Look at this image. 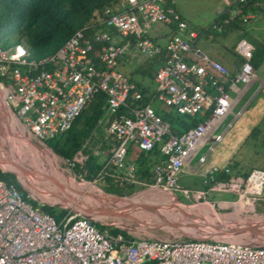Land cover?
Instances as JSON below:
<instances>
[{
    "label": "built area",
    "instance_id": "obj_1",
    "mask_svg": "<svg viewBox=\"0 0 264 264\" xmlns=\"http://www.w3.org/2000/svg\"><path fill=\"white\" fill-rule=\"evenodd\" d=\"M174 1L121 0L119 8L96 14L94 20L106 30L92 25L77 29L53 54L38 60L22 45L0 48V86L10 113L45 146L46 140L65 134L102 92L106 98L98 122L110 152L96 179L107 175L121 188L140 183L146 189L189 196L179 183L181 168L206 142L221 139L220 134L213 136L215 130L229 115L237 116L233 108L248 87L261 80L250 61L253 47L244 38L235 46L242 61H234L233 69L197 47L235 17L246 22L250 16L241 6L246 0H233L200 31L187 25ZM156 22L173 30L163 45L150 37ZM133 48L145 58L160 60L153 98L178 115L197 119L194 125L175 131L136 83L116 70L119 59ZM129 143L144 152L159 149L162 158L152 166L151 184L137 179V167L128 158ZM64 162L67 168L75 166L73 160ZM219 174L234 173L228 164H214L202 174L203 183L213 191L238 193L239 199L254 196L253 204L257 196L264 198V171L253 168L244 180L235 177L229 183L217 179ZM29 200L14 182L0 178V264H264V245L113 233L72 210L57 221Z\"/></svg>",
    "mask_w": 264,
    "mask_h": 264
},
{
    "label": "rangeland",
    "instance_id": "obj_2",
    "mask_svg": "<svg viewBox=\"0 0 264 264\" xmlns=\"http://www.w3.org/2000/svg\"><path fill=\"white\" fill-rule=\"evenodd\" d=\"M227 1L228 0H175V6H177L178 9H182L183 6H185V12L187 14H183V16L185 17L187 25L191 29L200 31L204 27L209 26L216 18L217 14L212 11V9L215 8L218 3L222 4L221 6L224 7L227 4ZM263 22L259 21V19L248 20L244 23L245 25L243 33H240L239 31H233L228 32L227 34H214L213 40H200L197 42V47L205 52L209 56V58L220 61L226 66H231L233 64V60L239 62V55L237 54L235 49V46L239 39L244 38L252 45L253 48L254 46L264 45ZM169 30L170 27L166 24L162 22H156L151 25L149 33L152 39H154L155 35L160 34L161 38L159 37L157 40L163 42L164 36L168 34ZM145 60V57L140 54L138 49L133 48L124 57L119 59L116 70L126 75L130 79L138 81L141 85L146 86L147 89L152 92L156 89V83L148 75L143 76L139 71H137V68H139L138 66L141 63L143 64ZM256 74L260 77L261 80L264 81V61L256 70ZM259 87L257 83L254 84L250 88L249 92H247L245 96L241 98L233 108V113L237 114V116L235 117V115L233 114L229 115L215 130L213 136L220 134L221 139L215 144H213V141L206 142L200 148L197 154L190 160L188 165L181 168V171L179 173V183L183 188L190 191L189 196H185L179 192L173 194L171 192H163L162 190L158 189H143V187L140 186L135 189L136 192L131 193L129 196L133 197L137 194L144 193L145 196L141 198L147 199V201H151L153 203H162V201H164L165 199H172L173 201L188 205V210L192 212L202 213L203 215L210 217L225 215L234 216L235 214H241L246 216V218H251L264 215V198L262 199L261 197L257 196L254 204H249L248 206L246 205L247 209L245 211L247 212L241 211L236 208L232 209L230 206L231 204L228 203L239 202V194L232 192L209 191L207 190L209 188V185L204 184L203 179H201L200 176L213 164H228V166L231 168L232 173L237 172L236 174H223L224 176L222 178L219 176L221 174L217 175V179L223 180L227 183L231 182L233 179H235V177H240L244 180L246 175L248 174L243 173H248V169L252 167L264 171V85L257 91ZM152 107L156 111L167 109V106L157 99L152 103ZM4 119L5 118L0 117V154L2 155L3 153L4 155H6V159L0 156V166L7 173L9 170H15V168L9 162H7V160H11L14 163H17V167L24 172L23 168H25L24 166L26 164V167L28 166V168H26L27 171L30 173L32 170V173H34V175H22L23 173L20 174V171H17L20 175L19 177L16 174L13 175L15 176L16 180H20L24 187L30 192L31 190L29 186L26 185V181L28 179L31 182V186H33V188H35L34 186L37 185L41 190L44 189L46 193L48 192L47 195L37 189L38 192L43 197H45H40V199L53 200L51 202L59 201L57 199H59L60 197L57 196L58 194L56 193L58 188L61 189V191L64 192L65 195H68L70 197L78 195V188L74 189L72 187L74 189L73 190L71 186L68 187L66 185H63L64 183H60L64 182L63 180H59L57 182L55 181V179H53V176L49 178L50 175H53L50 173L48 174V171L51 172L50 169L52 166H50L46 161H44L37 155L32 154L31 151H29L30 146L27 145L25 140L29 139L34 148L44 150L48 148L36 143L32 136L25 130H23L24 135L27 134V137L22 135L25 140H23V138H20L21 136L19 137L16 134H12L11 131L14 130L15 127L14 123L19 127V129H21L22 126L17 120V122L13 120L6 124L7 122ZM7 131L10 133H8ZM48 141L51 140H46L45 142L48 144ZM127 147L133 148L134 146L129 143ZM48 150L53 156L56 157L53 158L59 161V157L54 154L53 150H51L50 148ZM202 157H205L203 161L200 160ZM104 159L105 156L103 155V153L96 152L94 154L95 163L102 164L104 162ZM150 161L154 162L155 158L152 157ZM232 164H235V168L231 167ZM34 168L37 170H35ZM60 169L68 174L67 176H73L79 182V185H86L91 187L94 191L96 190L95 193L97 195L103 194L97 190L100 189L98 186L103 188L108 185V181L105 179L107 177L105 175H103L102 178H97L96 183L91 181L94 184L91 185V183L83 181L82 177H78V174H73L71 170H67L62 165L60 166ZM197 189L207 191L205 198L204 194L196 193ZM154 193L159 194L160 197L157 198ZM99 196L101 197L102 195ZM247 196L250 198L254 197L250 195ZM262 197H264V193ZM153 199L157 201H154ZM221 200H226L227 202H225V204H221L220 202V207L213 208L212 204L217 203ZM29 201L35 208H38L42 212H47L44 205H41L35 201ZM166 202L167 200L165 201V208H169L171 211H178V209H180L181 211L188 212ZM246 202H249V200L242 201L241 203L247 204ZM145 204V201L142 202V200H136L131 205V208L137 209L139 207H142L140 209H156L155 207ZM252 208L255 215L249 211ZM118 219L119 218H117L116 221H118ZM120 219L123 218L120 217ZM156 219L157 218H155V220ZM111 220L105 219V221L111 223V226H113V223L115 221L112 222ZM155 220L149 222L146 219L137 216L135 218L133 217L132 219L126 220V223L128 225L127 227L114 223V228L129 231L136 236L146 238H171L174 236V233L167 229L157 228L156 226L162 224L156 222ZM167 222L172 224V222L170 221ZM167 222H165L166 225H168ZM98 228L102 229L100 227ZM261 245H264V242Z\"/></svg>",
    "mask_w": 264,
    "mask_h": 264
},
{
    "label": "trees",
    "instance_id": "obj_3",
    "mask_svg": "<svg viewBox=\"0 0 264 264\" xmlns=\"http://www.w3.org/2000/svg\"><path fill=\"white\" fill-rule=\"evenodd\" d=\"M120 3L121 0H0V48L8 50L16 45H22L28 51L30 58L35 60L44 58L53 54L77 29L89 28L92 25L95 29L106 30L103 24L94 20L96 14H101L105 8H114ZM241 6L243 14L255 13L260 8V0H246ZM244 23L239 17H235L225 26L224 34L233 31L243 33ZM239 61H242L240 56ZM250 61L255 70L260 67L264 61V45L254 46ZM157 62L158 60H145L141 64L142 66L137 68V71L143 76L148 75L153 80ZM132 81L141 88L142 93L148 91L147 87L138 81ZM105 98L104 93H96L74 120L71 128L61 137L48 141L47 145L55 154L71 160L76 159L78 152L82 150V146L102 115ZM144 99L148 100L147 96ZM156 112L162 119L169 121L172 128L178 132L194 125L197 121V119L176 114L169 106L167 109ZM128 149V157L136 163L137 173L151 182L150 166L152 162L150 160L152 157L156 160L160 154L159 149L155 147L148 152L139 149L134 152L131 148ZM85 166L91 171L90 174L85 175L86 180L94 179L96 172L101 167L100 164L95 163L94 157L90 153L87 155ZM78 167L77 165L76 169ZM231 167L235 168V164H232ZM252 169L253 167L249 168L247 172L249 173ZM236 173L234 172V174ZM219 176L222 178L224 175ZM0 177L7 182L14 180L20 192L25 194L12 173L4 174L0 170ZM105 179L108 181V185L103 188L99 186L105 193L118 196L130 194V192L122 191L108 177ZM155 196L160 195L155 194ZM166 200L177 203L172 199ZM44 206L46 211L53 215L57 221L67 212L57 206ZM111 232L126 234V231L121 229H113Z\"/></svg>",
    "mask_w": 264,
    "mask_h": 264
},
{
    "label": "bare ground",
    "instance_id": "obj_4",
    "mask_svg": "<svg viewBox=\"0 0 264 264\" xmlns=\"http://www.w3.org/2000/svg\"><path fill=\"white\" fill-rule=\"evenodd\" d=\"M1 109L5 110L4 111L5 114H2ZM0 117L5 118L4 120L7 122L6 124H8L10 121H13V120L15 122H17L16 119L14 118V116L10 113L6 103L4 102V91H3V88L1 86H0ZM14 125H15V127H14L15 131L12 130L11 133L18 135L19 137L21 136L20 138H23V140H25L24 137H22V135L27 137V134L24 135V131H23L24 129L23 128L19 129V127L15 123H14ZM8 133H10V132H8ZM25 142L27 143V145L30 146V148L29 147L28 148H29V151H31L32 154L37 155L38 157H40L41 159L46 161L50 166H52L51 169H50L51 172L48 171V174L50 173V174H53V175H50L49 178L51 176H53V179H55V181H57V182L59 180H63L64 182H60L62 184L64 183L63 185H66L68 187L71 186V188L73 187L74 189L78 188L77 189V190H79L78 195L79 196H84V197H86V199L89 198V197L96 199V197H100L99 195L104 196V194L97 195L95 193L96 190L94 191L89 186L79 185V182L73 176H71V175L67 176V175L63 174L62 172L58 171V168L55 165L57 160H55L53 158V156L49 152V150L34 148L29 139L25 140ZM0 156L3 157L4 159H6L5 158L6 155H4L3 153H2V155L0 154ZM7 162H9L15 168V170H12L11 172L15 173L19 177L20 175L18 174L17 171H20V169L17 167V163H14L11 160H7ZM21 173H23V172H21ZM54 177H56L58 180L56 178H54ZM26 185L29 186V188L31 190V193H29V192L28 193L30 195H32V196L37 197V198H40V197L45 198L38 192V190H40L41 192H44L45 194L48 193V192L46 193V191L44 189L41 190L40 187H38L37 185H35L34 186L35 188H33V186H31L32 184L29 181V179L26 181ZM91 185H93V184L91 183ZM143 196H145V194L141 193V194H137V195L133 196L132 198H126V199H124L122 201H118V202H111V201H108V200H103L106 203V205L108 206V208H110L111 210H114V209L115 210H117V209H127L130 212V214H131V215H128L127 218H123V219L119 218L118 221H116L117 218H112V220L111 219L110 220L112 222L115 221L114 223H116L118 225L127 227L128 225L126 223V220L127 219H132L133 217L135 218V217L139 216V217H142V218L146 219L149 222H152V220H155V218H157V219H161V220H163L165 222H167V221L172 222V224L168 223V222H167V224L169 226H173L175 229H184L185 231H188L190 233L199 235L202 232H204V230H207L206 228H208V229L209 228H215V229L218 228V229H220V228L229 227V226L235 225V224L237 225V224L243 223V222H245V221L250 219V218H246V216L241 215V214H239V215L235 214L234 216L233 215H229V216L225 215V216L210 217V216L203 215L202 213L192 212V211L188 210V208H187L188 206L177 204L178 202L175 203V202L167 201L166 203H169L171 205L179 207V208H181L183 210H186L188 212L181 211L180 209H178V211H171L169 208H165L166 199L164 201H162V203H156L154 205L155 208L158 209V210H156V209L153 210L151 208L140 209L142 207H139L137 209L136 208H131V205L136 200H142V201L144 200L145 202H147V199H142L141 198ZM156 197L158 198V196H156ZM246 200L247 201L249 200V202H246L247 204L241 203L242 201H246ZM154 201H157V200H154ZM237 203H239V204H237ZM228 204H231L230 206H231L232 209L236 208V209H239L241 211H245L247 209L246 205L248 206L249 204H253V201L250 198L242 197L241 199H239V202L228 203ZM134 211H137V212H134ZM252 218H254V217H252ZM236 241H240V240L237 239ZM262 243L263 242H258L256 244L257 245H261Z\"/></svg>",
    "mask_w": 264,
    "mask_h": 264
},
{
    "label": "water",
    "instance_id": "obj_5",
    "mask_svg": "<svg viewBox=\"0 0 264 264\" xmlns=\"http://www.w3.org/2000/svg\"><path fill=\"white\" fill-rule=\"evenodd\" d=\"M4 111H5L4 109H1L2 114H5ZM0 170L4 174H7L1 166H0ZM10 181L14 182V180H10ZM56 193L55 194L60 197L59 199H57L59 200L57 202H51L53 200H43V199L34 197L30 195L28 192H25L24 195L30 198L31 200L38 202L39 204H42V205H48V206L57 205L59 208H67L77 213L79 212L82 215L89 217L97 226H100L107 230L109 229L113 230L117 228H114V223H113V226H111L112 224L105 221V219L107 220V219L120 218V217L127 218L128 215H131L127 209L111 210L110 208H108L106 203L103 201V200H108L111 202H118L126 198H132L131 196L126 197V196L108 195V194H105L104 192H101L104 194V196L96 197V199L90 198V197L86 199V197L79 196V195H75L73 197L65 195V193L62 192L61 189L59 188ZM145 203L152 207H155L154 205L156 204L151 201H147ZM177 204L184 205L179 202ZM185 206H188V205H185ZM212 206L213 208L220 207V202H217L216 206L214 204H212ZM134 212H137V211H134ZM155 221L162 224V225L156 226L157 228L167 229L171 231L172 233H174L173 237L179 238V239L209 240V241L226 240V241H231V242H236V243H241V244H252V245H257L256 243L258 241L264 242V215L257 216L254 218L251 217L249 220L243 223H240L237 225L236 224L231 225L229 227H224L220 229L206 228L207 230H204V232H202L199 235L190 233L182 229H175L173 226L166 225L165 222L161 219H156ZM237 239H239L240 241H236Z\"/></svg>",
    "mask_w": 264,
    "mask_h": 264
},
{
    "label": "crops",
    "instance_id": "obj_6",
    "mask_svg": "<svg viewBox=\"0 0 264 264\" xmlns=\"http://www.w3.org/2000/svg\"><path fill=\"white\" fill-rule=\"evenodd\" d=\"M233 0H228L227 1V4L224 6V7H226V6H228L231 2H232ZM222 4H220V3H218V5L215 7V8H213L212 9V11H214L216 14H217V12L220 10V9H222L223 8V6H221ZM119 6H120V4L119 5H115V7L113 8V9H116V8H119ZM262 6V7H261ZM263 6H264V0H260V8L255 12V13H250L249 14V16H250V18L248 19V20H252V19H256V20H258L259 19V21H262L263 22V20H264V9H263ZM174 7H175V9H176V11L181 15V18L185 21V17L183 16V14H187L186 12H185V6H183V8L182 9H178L177 8V6H175V1H174ZM247 20V21H248ZM186 22V21H185ZM264 23V22H263ZM150 31V30H149ZM224 31H225V27H224V29H223V31L221 32V33H213V36H214V34H222V33H224ZM172 32H173V30L170 28V30H169V32H168V34L166 35V36H164V41L163 42H161V41H158L157 39L160 37L161 38V35L160 34H157V35H155V37H154V41L156 42V43H158V44H164L166 41H167V39L169 38V36L172 34ZM151 37V36H150ZM213 40V39H212ZM239 55V54H238ZM124 57V56H123ZM209 57V56H208ZM146 60H152V61H154V60H158V62H157V68H156V70L158 69V66H159V64H160V60L159 59H157V58H153V59H148V58H145ZM235 60H233L232 62H234ZM144 63V62H143ZM142 64V63H141ZM139 65V66H142V65ZM225 65V64H224ZM138 66V67H139ZM228 68H230V69H233V68H235V66H233V64L231 65V66H227ZM156 72V71H155ZM155 75V74H154ZM258 78L260 79V77L258 76ZM261 80V79H260ZM153 81L155 82V80H154V77H153ZM156 83V82H155ZM258 84V89H257V91L264 85V81L263 80H261V84H260V82L259 81H256V82H254V83H252L249 87H248V90L246 91V93L247 92H249V90H250V88L254 85V84ZM146 87V86H145ZM140 90H141V88H140ZM148 90V89H147ZM156 90V89H155ZM155 90L154 91H152V92H150L149 90L147 91V92H145V93H143V94H146L145 96H147V98H148V102H150V104H151V106H152V103L156 100V99H154L153 98V94L155 93ZM245 93V94H246ZM245 94L242 96V98L245 96ZM100 119V118H99ZM99 119H98V121H99ZM97 121V124L95 125V127H94V129L91 131V133H90V135L88 136V138L86 139V141H85V143H84V145L82 146V150L81 151H79L78 152V155H77V157H76V159H74L73 161L75 162V166L74 167H72V168H67L66 167V164H65V162H64V159H69V158H64V157H62V156H59V155H57L58 157H59V161H57L56 162V166H57V168H58V171L59 170H61L60 169V166L62 165L63 167H65L67 170H71L72 171V173L73 174H75V175H77V174H81V177H82V179H83V181H86V182H89V183H92V182H94V183H96V181H97V179H96V177H97V174H99L102 170H103V168H104V164H105V162H106V160H107V158H108V155H109V152H110V144H109V141H108V139L106 138V136H105V131H104V127H103V125L100 123V122H98ZM54 140V139H53ZM44 144H45V146L44 145H42V146H44V147H47L48 149L50 148L48 145H47V143L46 142H44ZM40 145V144H39ZM132 146H134V145H132ZM51 149V148H50ZM134 152H137V148H136V146H134L133 148H131ZM52 150V149H51ZM129 150V149H128ZM54 152V151H53ZM96 152H99V153H103V155L105 156V159H104V162L102 163V164H100L101 165V167L99 168V170L96 172V177L94 178V179H92V180H86L85 179V175L86 174H90V172L91 171H89L88 170V168L85 166V161H86V156L88 155V153H90V154H92L93 155V157H94V154L96 153ZM55 154V153H54ZM86 157V158H85ZM129 158V157H128ZM133 158V157H132ZM162 158V156H161V154H159V156L158 157H156V160L154 161V162H152L151 164V166H150V174H151V170H152V166L156 163V162H158L160 159ZM85 159V160H84ZM130 159V158H129ZM71 160V159H70ZM132 162H134L133 161V159H130ZM61 164V165H60ZM97 164V163H96ZM134 164H135V166L137 167V165H136V163L134 162ZM77 165L79 166L78 167V169H76V167H77ZM214 165V164H213ZM218 165V164H217ZM25 168H23L24 169V172L22 171V170H20L21 172H23L24 174H31V175H34V173H32V170H31V172L29 173L28 171H27V169L26 168H28V166L26 167V164H25V166H24ZM32 169V168H31ZM35 169V168H34ZM35 170H37V169H35ZM12 170H9L8 172L9 173H12V174H15V173H13V172H11ZM6 172V171H5ZM60 172H62L63 174H65V175H68V174H66L63 170H61ZM3 173V172H2ZM7 173V172H6ZM22 174V173H21ZM24 174H22V175H24ZM78 176V175H77ZM200 176H202V174L200 175ZM79 177V176H78ZM80 177V178H81ZM106 177H108L110 180H111V182L113 183V181H112V179L109 177V176H107L106 175ZM137 179L139 180V182H146L147 184H151L152 183V176H151V182H149V181H147L146 179H144V177L142 178L141 176H140V174H138L137 173ZM201 179H202V177H201ZM17 181V180H16ZM92 181V182H91ZM19 184H20V186L23 188V189H25L27 192H29V193H31L29 190H27L25 187H24V185L21 183V181L20 180H18L17 181ZM93 184V183H92ZM114 184V183H113ZM94 185V184H93ZM116 185V184H115ZM116 186H118V185H116ZM143 187V189H145L146 188V186H143V185H141L140 183L139 184H135L134 186H132L131 188L130 187H128V188H121L120 186V188H121V190L122 191H124V192H130V194L131 193H134V192H136V188L137 187ZM99 187V186H98ZM210 187V186H209ZM100 188V187H99ZM185 189V188H184ZM99 192L101 191V192H104L101 188L100 189H97ZM185 190H188V189H185ZM207 190H209V191H213V190H211L210 188H208ZM197 192H203L202 194H204V198H205V195H206V192L207 191H204V190H201V189H197L196 190ZM190 192V191H189ZM105 193V192H104ZM105 194H107V193H105ZM129 194V195H130ZM108 195H114V194H108ZM129 195H125L126 197H128ZM155 195V194H154ZM116 196H118V195H116ZM132 197V196H131ZM158 197H160V196H158ZM218 202H222V203H224V202H227L226 200H221V201H218ZM215 206H216V204L217 203H213ZM42 205V204H41ZM58 207V206H57ZM61 209H65L66 211H68V210H70V209H67V208H61ZM260 212H263V211H260Z\"/></svg>",
    "mask_w": 264,
    "mask_h": 264
}]
</instances>
